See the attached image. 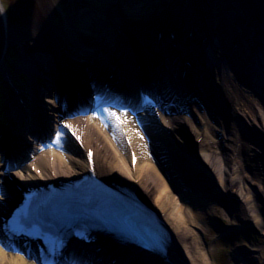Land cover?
Returning <instances> with one entry per match:
<instances>
[{
    "label": "bare ground",
    "instance_id": "6f19581e",
    "mask_svg": "<svg viewBox=\"0 0 264 264\" xmlns=\"http://www.w3.org/2000/svg\"><path fill=\"white\" fill-rule=\"evenodd\" d=\"M136 2L134 6L146 7L142 11L134 9V17L130 16L138 32H144V26L150 22L151 16L154 15L155 18L159 15L164 19L163 23L176 33V42L179 44L178 49H175L171 42L164 41L166 62L163 66L168 75L173 74L175 77L173 89L179 93V97L173 99L171 96L172 105L163 104L170 110V115H163L153 109L151 117L157 123L159 134L149 146L152 150L156 143H161L162 148L166 150L163 155V166L164 173L169 179L156 167L147 151L145 146L147 138L139 133L129 120L115 117L102 122L103 115L94 113L59 120L60 118L53 113L56 109L53 97L56 92L51 87L52 78L51 84L41 87L42 90L38 88L31 90L30 87L29 96L24 89L9 85L10 92L16 91L11 96L12 100L10 99L12 104L15 103L12 116L22 118L21 113L31 116L32 119H36L39 126L47 123L53 125V122L59 124L56 127H62V124L75 125L77 133L82 132V144H78L67 133L60 132L59 142H55L57 139L53 141L55 152L51 148L49 150L52 152L30 155L28 152H34L41 146H28L29 149L26 151L30 156H27L28 169H25L24 164L21 172L9 171L12 182L6 177L4 179L0 177V186H4L6 193L13 195L15 185L39 184L41 176L32 173L31 166H34L36 171L40 169L42 178L49 182L78 178L88 172L87 152L90 149L93 151L97 174L111 184L128 187L160 217L171 236L169 249L171 264H211L204 248L200 247L199 237L205 239V222L209 218L217 217L214 214L216 208L211 202L212 197L219 196V199L233 197L238 204H234L232 216L242 220L240 225H246L247 221L264 230V212L261 213L264 209V174L258 169L264 147L258 144L253 145L254 147L246 146L240 127H236L243 124L251 129L253 134L260 133L264 136V0H248L247 10L243 7V0H153L152 5L144 0ZM108 4L109 0H97L93 5L102 10ZM196 7L200 11L197 17L195 16L193 24L195 31L193 30L194 33L189 37V23ZM116 12L118 17H121L122 13L119 10ZM68 14L67 28H63L64 32L59 29L46 33L44 27L39 28L46 33L48 44L47 48L42 46L44 48L39 49L40 52L36 53L32 60L50 65L53 52L57 57L62 55L63 63L68 65L71 62L77 77H82V80L92 74L102 82L113 81L116 84L115 79H119L118 83L124 84V87L132 92L140 84L138 80L141 74L137 76L135 71L127 76L121 75V71L123 75L125 74L124 70H121V63L129 52L126 40L119 39L116 33L113 35L110 22L107 34L102 33L104 30L101 27L105 25L102 23L105 19L103 14L101 17L98 14L93 19H89L87 13L79 10L72 12L70 9ZM109 18L111 19L110 16ZM91 24H95L96 29ZM153 24L154 20L148 25ZM75 27L79 31V36L74 33ZM17 36L20 38L22 34L17 32ZM154 49L155 46L152 45V49H148L147 52L158 59V51ZM225 53L230 54L228 58L231 61L224 57ZM4 55L5 53L1 67L7 70ZM187 62H190L191 67L186 65ZM49 65H46L47 70L52 69ZM235 69L246 73L248 81H239ZM22 70L31 71L32 74L37 71L30 61L23 65ZM184 71L186 75L181 78ZM71 73L72 70L69 71L70 75ZM150 75L151 73L147 78L148 82L152 83ZM88 78L83 83L87 92L92 95L91 82ZM62 84V91L67 97L70 99L77 97L67 83ZM26 88L28 90V87ZM15 96L19 97L23 104ZM190 96L196 102L191 100ZM20 109L25 111L20 112ZM48 110L53 112L50 113ZM101 112L112 114L115 110L106 107L102 108ZM186 114L197 117V122L194 124L192 117ZM139 118L145 120L149 119V116L141 113ZM119 125L126 128L125 134L129 137L130 146L112 136ZM16 128L19 130V127ZM168 132H171L172 139L167 136ZM122 139L124 140V135ZM131 150L138 158L135 166L131 165ZM51 156L53 161H50ZM27 171L29 175H26ZM248 181L251 182L249 185L251 184L253 191L250 190ZM198 189L203 196L196 195L195 191ZM258 195L261 196L259 197L261 202L257 201ZM240 205L243 211L239 208ZM228 221L231 223L232 219ZM194 227L201 232H195ZM219 230L226 231L229 237L232 235L231 228L221 226ZM96 243L102 247V255L96 253L94 249L98 247L97 244L91 245L87 253L92 259L102 260L104 264H112L111 261L114 259L115 264L135 262L133 256L129 258L123 249L109 247L105 239ZM250 244L253 250L251 258L247 255H232L231 259L235 264H254L255 261L264 264V258L260 259L261 261L255 260L257 256L255 253L259 254L261 251V242L256 240ZM238 249L240 248L236 250ZM0 264L33 263L27 262L22 256L8 254L0 245Z\"/></svg>",
    "mask_w": 264,
    "mask_h": 264
},
{
    "label": "rangeland",
    "instance_id": "374dc122",
    "mask_svg": "<svg viewBox=\"0 0 264 264\" xmlns=\"http://www.w3.org/2000/svg\"><path fill=\"white\" fill-rule=\"evenodd\" d=\"M97 0H0V4L5 15L6 25L8 26V35H7V47L6 52L4 55V63L8 68L7 74H3L0 67V86L2 87L4 82H1V79L5 81L8 89L10 90L9 85L7 84L8 74H11L12 80L14 81V85H18L20 89H24L26 94L28 95L29 89L31 90L34 88H38L36 81L39 84L40 90L41 87L46 84H51L50 80H52V72L51 70H47L46 65L49 63H43L41 61L34 62L32 58L38 53V47L47 48V44L45 42L46 33L47 32H55L59 31L60 27L66 24V16L69 14V10L71 9L72 12L74 10H78L81 8H85L87 5L95 4ZM111 1V0H109ZM130 2L134 0H128ZM139 1V0H136ZM141 1V0H140ZM245 10H247L248 0H243ZM137 3V2H136ZM242 3V2H241ZM243 4V3H242ZM97 6V5H93ZM135 9V8H134ZM132 12L134 10L132 9ZM86 13V12H85ZM106 22V21H104ZM44 27L46 33L39 30V28ZM17 32L22 34V37L17 36ZM40 32V33H38ZM48 40V39H47ZM40 48V49H41ZM32 63L34 65V69L38 70V74H30L26 70H22L23 65L27 62ZM50 66V65H49ZM36 72V71H35ZM14 77V78H13ZM32 77V80L30 79ZM35 81V82H34ZM54 86V84H53ZM28 87V90L27 88ZM43 88V87H42ZM42 93V92H40ZM0 100L4 102V94L1 93ZM29 96V95H28ZM195 101V100H194ZM196 102V101H195ZM58 107V106H57ZM56 107V109H58ZM55 109V112H56ZM203 110H205V106H203ZM48 112H51L48 110ZM53 112V111H52ZM53 112L55 115L56 113ZM5 115V114H4ZM207 116V114H205ZM188 116L192 117V121L197 122V117H193L192 114H188ZM4 116L1 115L0 118L3 119ZM196 118V119H195ZM1 119V120H2ZM12 120V119H11ZM10 122V120H9ZM13 123L8 124L7 127H0V132H4L11 130V132H16L17 140L21 141L22 143H26L27 141L24 140L23 126L19 125L16 121L12 120ZM15 124L16 127H19V131H15V125L12 127L11 125ZM215 126V125H214ZM216 127V126H215ZM238 127L245 129V125L238 124ZM8 128V129H7ZM17 129V128H16ZM117 133H119L117 129ZM156 135L158 133L156 132ZM189 136V132H188ZM244 139L247 141L244 144L246 146L253 144L260 145L264 147V136L263 134L258 133L256 136H250L247 132H244ZM1 140V139H0ZM201 141V140H200ZM249 141H252L253 144H250ZM3 141H1L2 143ZM122 142V139H121ZM33 144V143H32ZM254 147V146H253ZM246 150L248 151L247 147ZM157 153V151H155ZM249 154V152H248ZM0 156H1V147H0ZM47 157V156H46ZM247 158V152H246ZM154 163L161 167V157L156 155L154 158ZM258 169L261 174H264V155L262 156L261 160L258 163ZM186 168V167H185ZM0 172H2V166L0 162ZM193 179V178H192ZM196 181V179H193ZM200 184L203 182L198 180ZM248 181V185H249ZM251 191H253V187L251 189V184L249 185ZM199 189L196 191L199 196H203L202 192L199 193ZM194 192V191H193ZM258 195V202H261ZM219 196L212 197V204L216 208V213H214L217 217L209 218L205 222L206 225V234L205 239H201L199 237L200 247L204 248L206 252V256L211 262V264H235L234 261L231 259L232 255H247L251 258L252 255V248L251 242L260 241L261 242V251L259 254L255 253V260H260L264 258V230H260L258 226L252 225L250 222L246 221V225H240L241 221L238 217L234 218L232 216V211L234 208V204L236 203L233 197H229L224 199V204H219L220 201ZM234 200V201H233ZM233 202V203H232ZM218 204V205H217ZM220 205V206H219ZM263 207V205H262ZM243 211V207H240ZM263 209V208H262ZM264 212V209L261 213ZM263 214V213H262ZM232 219L230 223L228 220ZM201 225V224H200ZM219 226L222 228L230 229L232 235L229 237L226 231L219 230ZM192 228L193 226L190 225ZM218 228V229H217ZM195 232H198L200 229L197 227L193 228ZM255 247V246H254ZM237 248H240L236 250ZM150 259H156L154 257ZM261 261V260H260ZM254 264H262L261 262L258 263L257 261Z\"/></svg>",
    "mask_w": 264,
    "mask_h": 264
},
{
    "label": "water",
    "instance_id": "95a60500",
    "mask_svg": "<svg viewBox=\"0 0 264 264\" xmlns=\"http://www.w3.org/2000/svg\"><path fill=\"white\" fill-rule=\"evenodd\" d=\"M116 1L119 4L115 8H113L114 6H112L110 11H109V14L113 20H118L117 23H114L115 21H113V23H114L115 28H117L115 30L117 32H119L121 35H123L122 40L123 41L126 40V42L131 46L133 51L139 50L140 42H142V41H144L148 45H150L153 28L152 27H146V29H143L144 32H138L135 29V26L133 25L134 22H132V21H129L122 26V21L119 20L118 17H116V16H118L116 10H119L120 13H122L121 15L131 14V12L128 10L131 9L132 5L126 3L122 0H116ZM194 19H195V14L193 15L189 25H192L195 22ZM159 20L161 21L160 18H159ZM91 25L94 28L96 27L95 24H91ZM88 26H89V24H88ZM90 31H93V30L90 29ZM7 35H8L7 34V25H6L4 13H3V10H2L1 4H0V64H2V59H3L2 57H3V54L5 53V50L7 47ZM0 67H1V65H0Z\"/></svg>",
    "mask_w": 264,
    "mask_h": 264
},
{
    "label": "snow or ice",
    "instance_id": "6c2138e0",
    "mask_svg": "<svg viewBox=\"0 0 264 264\" xmlns=\"http://www.w3.org/2000/svg\"><path fill=\"white\" fill-rule=\"evenodd\" d=\"M113 116H114V114H112ZM56 143H58L59 142V135L57 136V140L55 141ZM90 156H91V154H90Z\"/></svg>",
    "mask_w": 264,
    "mask_h": 264
},
{
    "label": "trees",
    "instance_id": "16d2710c",
    "mask_svg": "<svg viewBox=\"0 0 264 264\" xmlns=\"http://www.w3.org/2000/svg\"><path fill=\"white\" fill-rule=\"evenodd\" d=\"M1 102V101H0ZM1 104V103H0Z\"/></svg>",
    "mask_w": 264,
    "mask_h": 264
}]
</instances>
